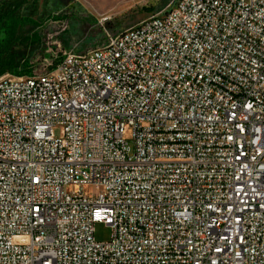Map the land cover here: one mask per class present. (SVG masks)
<instances>
[{"label":"built area","instance_id":"2783aa9c","mask_svg":"<svg viewBox=\"0 0 264 264\" xmlns=\"http://www.w3.org/2000/svg\"><path fill=\"white\" fill-rule=\"evenodd\" d=\"M138 23L0 77V264H264V0Z\"/></svg>","mask_w":264,"mask_h":264},{"label":"rangeland","instance_id":"374dc122","mask_svg":"<svg viewBox=\"0 0 264 264\" xmlns=\"http://www.w3.org/2000/svg\"><path fill=\"white\" fill-rule=\"evenodd\" d=\"M4 1V0H0ZM174 0H28L22 12L38 26L29 35H38L42 47L63 42L67 55H83L103 47L109 36L164 10ZM36 45V44H35ZM56 136L60 130H56ZM131 133L128 131L126 137ZM80 186H69V191ZM111 227L97 223L94 238L98 243L112 239Z\"/></svg>","mask_w":264,"mask_h":264},{"label":"trees","instance_id":"16d2710c","mask_svg":"<svg viewBox=\"0 0 264 264\" xmlns=\"http://www.w3.org/2000/svg\"><path fill=\"white\" fill-rule=\"evenodd\" d=\"M27 3L28 0L0 1V77L47 74L67 56L63 42L42 47L38 35L29 36L38 25L23 16Z\"/></svg>","mask_w":264,"mask_h":264},{"label":"bare ground","instance_id":"6f19581e","mask_svg":"<svg viewBox=\"0 0 264 264\" xmlns=\"http://www.w3.org/2000/svg\"><path fill=\"white\" fill-rule=\"evenodd\" d=\"M173 10H165V18H172ZM142 31V23H136L133 26V33H140ZM33 82V76H22V83H31ZM14 83H21V76H14ZM4 85V78H0V89Z\"/></svg>","mask_w":264,"mask_h":264}]
</instances>
